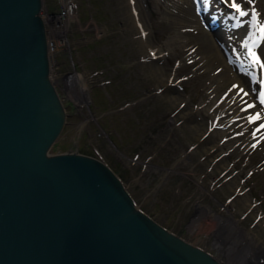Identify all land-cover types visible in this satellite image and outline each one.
I'll list each match as a JSON object with an SVG mask.
<instances>
[{
  "label": "rangeland",
  "instance_id": "obj_1",
  "mask_svg": "<svg viewBox=\"0 0 264 264\" xmlns=\"http://www.w3.org/2000/svg\"><path fill=\"white\" fill-rule=\"evenodd\" d=\"M75 2V15L64 23L62 33L53 38L45 25L54 45L50 78L65 111V122L49 152H77L104 162L139 209L225 264H264V137L246 145L244 134L230 129L229 135L198 139L188 130L190 118L183 116L190 108L197 111L206 98L207 78L220 64L181 60L198 51L203 29L174 26L172 18H162L164 4L155 0ZM237 2L248 13L251 29L237 41L229 39L235 48L225 45L227 59L235 52L243 55L244 34L252 35L264 22V0ZM219 4L221 20L231 9ZM60 11L59 0H42V17ZM230 23L232 18L227 19V26ZM178 30L186 45L182 51L167 42ZM140 36H148L150 46H142ZM154 47L162 49L166 71L175 73L169 81L178 87L175 91L183 99L179 104L169 100L172 93L161 91L148 72L159 62L149 59ZM258 50L264 59V39ZM245 71L244 84L256 98L257 67ZM76 74L84 82L81 94L75 93L80 90L73 82ZM198 119L203 127L211 126L207 117ZM255 123L246 128L250 135L256 132ZM202 208L205 214L193 224ZM216 216L221 223L209 230L204 223Z\"/></svg>",
  "mask_w": 264,
  "mask_h": 264
},
{
  "label": "water",
  "instance_id": "obj_2",
  "mask_svg": "<svg viewBox=\"0 0 264 264\" xmlns=\"http://www.w3.org/2000/svg\"><path fill=\"white\" fill-rule=\"evenodd\" d=\"M42 0H0V264H222L139 209L104 162L50 153L65 111Z\"/></svg>",
  "mask_w": 264,
  "mask_h": 264
},
{
  "label": "bare ground",
  "instance_id": "obj_3",
  "mask_svg": "<svg viewBox=\"0 0 264 264\" xmlns=\"http://www.w3.org/2000/svg\"><path fill=\"white\" fill-rule=\"evenodd\" d=\"M201 2H203L202 3L203 8L205 7L206 9L203 15H208L209 18L218 17L219 12L217 10V7L219 6H217V4L221 3V1L204 0ZM155 3L157 5L164 4L163 10H161L160 12L162 18L164 19L165 17L172 18L173 20L172 24L174 26L177 25L180 27L191 26L193 28L201 27L203 29L200 36V40H202V45L197 46L198 51L196 52L190 51L182 55L181 58L182 61H186L189 59L192 60L196 59L201 62L206 61L205 64L207 66L213 63H220L215 67V71L212 70V72L207 78L208 85L206 88V98H204L199 102L197 111L190 108L189 112L183 114L184 117L190 118L188 121L190 125L188 130L191 131L193 135L196 134V137L198 139H204V137H206L204 140H208L220 134L229 135L228 131L230 129H233L234 132H240V134H244L245 138L243 141L246 145L249 144L250 142H253L256 138L260 137L262 131L261 132L256 131L255 136L253 135V133L252 135L249 134L251 130L247 131V129L252 124L249 122V118L251 117L252 113H254L255 111L258 112L259 107L257 105L256 98H254L249 88H247V86L244 84L243 77L241 76V73L245 75V72H247L248 74V71L244 72L246 68L254 69V64L249 63V61L244 56V54L241 55L239 52H235L234 56L230 59L226 58L228 49L225 47V45L226 46H228V44L233 45V42L229 39H231V37L232 38L235 37V41H237L240 35L242 36V34L245 31H249L251 29V26L248 23L249 20L247 19L248 15L244 17H240L238 16L237 12L231 9L230 12H227L225 14L226 17L222 18L223 20L222 19L220 20L221 27H219V29L216 30H211L210 28L209 29L205 28L202 22L203 16L202 14L197 12V7L193 0H155ZM43 15L44 16L42 17V19L44 23L47 25V27H49L48 28L49 33L54 38L55 36H57L58 32L61 31V28L63 27L62 22L64 21V19H66L67 15L66 16L62 14L56 15L54 13H45ZM135 18L136 20L134 21H137V19H139V17L137 18V16ZM230 18H232V22L239 21V25L236 28L227 26V19ZM261 25H264V22H261L259 26ZM259 29L260 27L259 28L255 27L252 32V35H249V32H246L244 34L246 37H243L241 39L243 50L246 43L256 35V32H258V34L256 35L255 38H257L260 35L261 32ZM147 37H143V36L138 37L139 43L142 46H146L145 48L150 46L148 45L150 42L147 41ZM53 38L47 37V39L49 40L50 39L53 40ZM182 38H183L182 31L178 30L175 31L170 36L167 42H172L173 45L176 44L178 46V50L182 51L183 48L186 46L185 43L184 44L182 43ZM194 45H198V42L196 41ZM51 50H52V46H50V51ZM150 51L151 52L154 51L153 56L149 55L150 61L156 62L159 60V62L154 63L155 65L154 68H152V70L148 69L149 74H151V76L152 75L155 76L154 77L155 85L158 86L161 91L165 89L166 91H169V93L170 92L172 93V96L171 94L168 95L169 100L172 103L179 104L183 102L182 97H180V95H178V93L175 91L176 89H178V87L177 86L174 87L173 85L170 84L169 81L171 77L174 78L175 73L173 72L171 73L168 70L166 71L165 64L161 63L162 54L160 52H162V49L155 50L154 47ZM151 58L156 59V61L152 60ZM202 66H204V64ZM156 79H158V81H156ZM73 80L75 86H77L80 89L79 91H77L76 89L75 93L81 94L82 93L81 85L84 86V82L82 78L78 76V74H76ZM234 86H238V87H234ZM251 88L254 89V84L251 85ZM240 89H243L244 91L246 90V92H248L249 95L244 96L243 93L240 92ZM244 98H247L246 101L248 103H254V102L256 103V107L250 109L251 110L250 112L252 113H249L248 115L246 113L249 109L245 111L244 110L245 108L243 107V105L246 104L245 101L244 102L242 101L244 100ZM184 102L185 105L188 104V101L184 100ZM199 115L202 117L205 116L210 120L211 126H208L209 128L202 126V122H199L201 120L198 119ZM214 146L216 145L213 144L211 148H213ZM217 146H219V144H217ZM245 206L250 207L251 202L247 203ZM204 211L205 209L202 208L201 212L199 213L198 217L194 220L193 224L201 220L202 216L205 214ZM220 220L221 218L216 216L208 220L206 223L204 222L203 223L206 224V227H209V230H214L221 223ZM232 223L234 224L233 221ZM221 263L225 264L222 261Z\"/></svg>",
  "mask_w": 264,
  "mask_h": 264
},
{
  "label": "snow or ice",
  "instance_id": "obj_4",
  "mask_svg": "<svg viewBox=\"0 0 264 264\" xmlns=\"http://www.w3.org/2000/svg\"><path fill=\"white\" fill-rule=\"evenodd\" d=\"M225 2L227 3L228 0H225ZM230 3H231V8L233 10H235V12L239 13L240 17H244V16L248 15V13L242 9L241 4L238 3L237 0H230ZM255 16H256V14H255V12H253V19H255ZM259 30H260V32L262 34H264V25H261ZM253 55L255 56V54H253ZM254 62L256 64H258L261 69H264V63H262L260 61L259 57H256ZM234 87H238V86H234ZM240 92H242L244 96H248L249 95V93L248 92H244L243 89H240ZM257 99L259 101V105L264 107V80L261 81L260 93H259V96H258ZM245 103H246V108L244 109L245 111H247L248 109H252V108L256 107V103L255 102L254 103H248L247 101H245ZM260 118H261V114L260 113H256L254 118H252V117L249 118V122L250 123H255L256 120H259ZM261 129H264V123H261L259 125V128L257 129V132H259ZM253 135L255 136L256 133H253Z\"/></svg>",
  "mask_w": 264,
  "mask_h": 264
},
{
  "label": "built area",
  "instance_id": "obj_5",
  "mask_svg": "<svg viewBox=\"0 0 264 264\" xmlns=\"http://www.w3.org/2000/svg\"><path fill=\"white\" fill-rule=\"evenodd\" d=\"M62 12H64V11H62ZM61 14H62V13H61ZM50 46H52L51 43H50Z\"/></svg>",
  "mask_w": 264,
  "mask_h": 264
}]
</instances>
